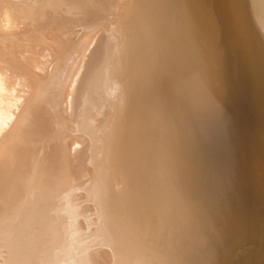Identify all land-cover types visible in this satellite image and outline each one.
Wrapping results in <instances>:
<instances>
[{
  "label": "bare ground",
  "instance_id": "1",
  "mask_svg": "<svg viewBox=\"0 0 264 264\" xmlns=\"http://www.w3.org/2000/svg\"><path fill=\"white\" fill-rule=\"evenodd\" d=\"M123 1L2 7L10 50L68 39L3 60L31 88L0 75V264H264L263 77L245 90L219 16L264 53V0Z\"/></svg>",
  "mask_w": 264,
  "mask_h": 264
},
{
  "label": "rangeland",
  "instance_id": "2",
  "mask_svg": "<svg viewBox=\"0 0 264 264\" xmlns=\"http://www.w3.org/2000/svg\"><path fill=\"white\" fill-rule=\"evenodd\" d=\"M7 0H2V2H5L4 4H0V14H2L4 11H5V9L3 10V12H2V7H5V8H7L6 6L8 5L9 6V4L6 2ZM206 1V3L207 4H209V2L211 1V0H205ZM1 2V0H0V3H2ZM122 2H124L123 0H122ZM223 0H219L217 3H218V6L220 5V6H222L223 5ZM6 4V5H5ZM4 5V6H3ZM120 7H124L123 5H121ZM212 7H214L213 5H212ZM10 11V10H9ZM2 12V13H1ZM3 16H5V15H0V21H1V23H3V24H1L0 23V33L2 34V35H0L1 36V38H0V46H1V48H0V75H2V74H4L5 73V75H3V81H4V79L5 80H7L8 81V83L6 82V84H9L10 86H7V85H5L7 88H9V89H12L13 91H11V90H9L8 89V91L9 92H15V94H16V91L18 92L17 94H19V95H21V96H23V94H22V92L24 91V90H30V84H31V81H30V79H29V77H26V76H28V75H26L25 73H23V72H18V71H16V70H14V69H11V67L9 68V66H7L6 64L4 65V63H3V60H4V58H7V56H8V54H10V55H13V53L14 54H18V55H20V54H22L23 52V54L20 56L21 58H22V61H24V60H26L27 58V60H31V61H28V63L29 64H31V65H29L28 63H25V62H27V60L26 61H24L23 63H25L24 65H25V67L28 69V70H36L37 69V67L38 68H40L39 66H41L43 63H42V60H43V62H45V57L47 58V57H52V59L54 58V56H53V54L51 55V52L53 51V53L55 52V50H56V48L58 47V46H55L56 44L58 45V43L57 42H59V46H63L64 47V45H66V40L68 39V36L66 37V35L64 34V32H61L60 31V29L58 28V25L56 24V23H52V24H49L48 26H46V27H48V28H44L43 29V31L46 33H44V32H42L43 33V35H45V36H43V35H41L42 37L39 39L40 40V42H39V40H34V43L37 45V44H39V45H42V47L43 46H45V47H48L49 49H51V45L52 44H50L49 45V43L52 41L53 42V38H54V40H55V42H53V47H54V49L52 50L51 49V51L50 50H47L48 51V53L46 52V49H48V48H42V50L41 49H39V48H41V46H35V44L33 43V40H30V41H28V42H30L29 44H28V42H27V45H29V49H27L26 48V46L25 47H23L22 49H17V50H15L16 48H14V50L15 51H17V52H15L14 50H10V49H13V47H12V44H10L11 43V35H10V37H9V34L8 33H10V32H13L14 31V29H12V28H7L6 29V31H5V33L7 32V34H5L4 33V30H5V17H3L4 18V20L2 19V17ZM220 16V20H221V22L223 23L222 24V29H223V37H222V42L224 43V38H226L227 40H229V42L230 43H232L233 44V46L235 47V49H236V51H237V53H238V55L241 57V58H244V59H242L241 60V62L238 64V68L240 69V71H241V78H242V80H243V85H244V88H245V90H249L250 88H249V86H250V82H251V79H252V77H253V72H255V71H260V73L262 74V80H261V83L263 84V87H264V58H263V56L264 55H262V54H264L263 53V50H262V48H260V46H259V43H258V41H257V39H256V35L257 34H255L256 32H255V30H254V28H253V26H252V24L249 22V20H246V19H244L243 20V26H244V31H246L247 32V35H248V37H249V46H250V50L249 51H247L246 49H245V42H244V40L241 38V36H239V35H233V34H231V33H229V29H228V25H229V18H228V16H226V15H223V14H221V15H219ZM4 21V22H3ZM1 25L4 27V30L2 29V27H1ZM56 25H57V27H56ZM27 27L25 28V26L23 27V28H25V29H27V28H29L30 26L29 25H26ZM29 26V27H28ZM50 26H53L54 28H57V32H61V33H57L55 30L56 29H54L53 27H51V29H50ZM47 31H46V30ZM48 29L50 30L49 32H48ZM54 29V30H53ZM9 30H11L10 32H8ZM254 30V31H253ZM51 31H54V32H51ZM5 35H4V34ZM51 33H53V34H51ZM63 33V34H62ZM96 33V34H95ZM100 33H101V31L99 30V32H96V30L94 31V34L93 33H91L90 34V36L87 38L88 39V42L89 43H92V44H89V48H92L93 46H94V44L97 42V40L99 39V37H98V34H99V36H100ZM62 34V35H61ZM6 36V38H4V37ZM50 36V37H49ZM52 36H53V38H52ZM56 36H58V38L59 39H56ZM62 36V37H61ZM63 36H65V37H63ZM4 39H3V38ZM8 37V38H7ZM49 37V38H48ZM98 37V38H97ZM43 38H45V39H43ZM92 38H95V39H92ZM45 41V42H47V44H48V46H47V44H45V42L43 41V40ZM50 39V40H49ZM62 39V40H61ZM65 39V40H64ZM90 39H91V41H90ZM2 40L4 41H6V43L5 42H3L4 44H6L5 45V47L3 46V44H1L2 43ZM8 40V41H7ZM58 40V41H57ZM93 40H95V41H93ZM10 41V42H9ZM8 42V43H7ZM44 42V43H43ZM51 42V43H52ZM65 42V43H64ZM42 43V44H41ZM62 43H64V44H62ZM32 44H34V46L32 45ZM62 44V45H61ZM11 45V46H10ZM30 46H33L32 47V49L30 50ZM51 46V47H50ZM91 46V47H90ZM7 47V48H6ZM9 47V48H8ZM28 47V46H27ZM35 47H37L38 49V51H36V49H34ZM60 47V48H61ZM4 50V51H2V50ZM26 49H27V51H26ZM35 51H34V50ZM6 50H8L9 51V53H8V51L6 52ZM43 50H45L44 52H43ZM11 51H12V53H11ZM22 51V52H21ZM30 52V51H32V52H30V53H27L26 54V52ZM41 53H43V54H40V52ZM246 51V52H245ZM20 52V53H19ZM34 52V54H32V55H34L33 57L32 56H30L31 55V53H33ZM36 53H38L39 55H40V57L41 56H44L43 58L44 59H42V58H40L39 57V55L37 54V56H35L36 55ZM47 53V54H46ZM45 54H46V56H45ZM26 56V57H25ZM27 56H29V57H27ZM249 56H251V58H253L251 61L254 63V64H252V62H250V60H249ZM33 60H32V59ZM39 58V59H38ZM42 59V60H41ZM222 59V58H221ZM34 61V62H33ZM38 62V64H35V63H37ZM2 62V63H1ZM30 62H33L34 64H32V63H30ZM40 63V64H39ZM83 63H84V61H83ZM1 64H3L4 66H5V68H7V69H5L4 68V66L2 67L1 66ZM29 65V66H28ZM35 65H37V66H35ZM253 65H255V66H253ZM7 66V67H6ZM81 67H84V65L83 66H81ZM80 67V70L82 69ZM85 68V67H84ZM83 68V69H84ZM3 69H5L3 72H2V70ZM8 69H10V70H8ZM12 70H14V71H12ZM6 71V72H5ZM16 71V72H15ZM9 72V73H8ZM20 75H19V74ZM7 74H8V77H11V78H7L6 76H7ZM9 74H10V76H9ZM16 75V77H17V80L19 79V80H22L23 78L25 79V80H22V82L24 83L25 82V85L21 82V81H17V82H20V83H17L16 82V78H14V80H12V77H15V76H11V75ZM26 76H25V75ZM79 74V73H78ZM5 76V77H4ZM24 76V77H23ZM2 77V76H1ZM75 77H76V79H75ZM78 75H75L74 76V78H73V80H74V82H76V83H79V84H77V86H78V89H77V91L79 92V89H80V87H81V83H82V81H80V79L78 80ZM29 79V80H28ZM12 80V81H11ZM29 81V82H28ZM78 81V82H77ZM13 82V83H12ZM14 82H16V83H14ZM26 82H27V84H26ZM11 83H12V86H14V87H12L11 86ZM4 84H5V81H4ZM17 84V85H16ZM20 84V85H19ZM23 84V85H22ZM80 85V86H79ZM16 86H17V88H16ZM19 86H21V87H19ZM24 86L26 87L27 86V88L25 89L24 88ZM19 88H21V90L22 89H24L23 91H20L19 90ZM29 88V89H28ZM15 89H16V91H15ZM25 95L27 94V91H24L23 92ZM79 94V93H78ZM263 94H264V92H263ZM66 138H67V142H65L66 141ZM65 138V141H64V143H65V145H66V151L67 150H71V151H73V149L75 150V149H78L79 148V145H76L77 143H76V141L74 140V138L72 137H70L69 138V136L68 137H66ZM68 139H70V141L68 140ZM74 140V141H73ZM69 142V143H68ZM75 142V143H74ZM74 143V144H73ZM70 144V146H68V148H67V145H69ZM75 145V146H74ZM68 151V152H69ZM79 164V162H77V161H73L72 163H71V171L73 172V173H71L73 176H75V178H77V175H79L78 174V172H77V169H78V164ZM56 176V175H55ZM76 180V183H78V184H80V181L78 180V179H75ZM76 197H78V198H82L83 199V195H82V193L80 194L79 192H76ZM77 199V198H76ZM78 200V199H77Z\"/></svg>",
  "mask_w": 264,
  "mask_h": 264
}]
</instances>
